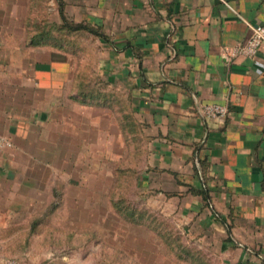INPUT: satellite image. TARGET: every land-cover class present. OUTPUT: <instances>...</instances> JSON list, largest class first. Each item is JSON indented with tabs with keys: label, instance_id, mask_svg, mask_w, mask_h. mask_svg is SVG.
<instances>
[{
	"label": "crops",
	"instance_id": "1",
	"mask_svg": "<svg viewBox=\"0 0 264 264\" xmlns=\"http://www.w3.org/2000/svg\"><path fill=\"white\" fill-rule=\"evenodd\" d=\"M48 7L58 22L102 33L101 73L127 93L149 139L139 180L148 202L175 216L189 244L216 264H264V43L253 58L226 52L249 37L250 24L264 23V0H48ZM72 71L62 49H0V132L14 144L2 154L35 167L62 154ZM206 103L228 113L205 117ZM19 185L38 186L33 177ZM49 198L16 197L10 217L35 214L30 205ZM63 250L29 248L22 264H97Z\"/></svg>",
	"mask_w": 264,
	"mask_h": 264
},
{
	"label": "rangeland",
	"instance_id": "2",
	"mask_svg": "<svg viewBox=\"0 0 264 264\" xmlns=\"http://www.w3.org/2000/svg\"><path fill=\"white\" fill-rule=\"evenodd\" d=\"M28 4L29 0H0V36L17 39L0 43L1 50L38 46L26 42ZM65 36L63 43L41 44L65 51L73 67L63 109L62 154L48 167H35L26 156L0 154V255L22 263L27 249L57 245L97 264H185L184 260L216 264L212 256L201 255L189 244L175 216L149 203L142 191L139 180L148 158V140L141 126L137 130L139 121L127 93L101 73L96 37L85 32ZM4 126L1 122L0 128ZM30 177L37 187L19 185ZM27 194L50 198L35 208L30 205L35 214L21 211L11 218L13 200ZM46 209L52 210L48 221L42 218L38 231L30 232V218Z\"/></svg>",
	"mask_w": 264,
	"mask_h": 264
},
{
	"label": "trees",
	"instance_id": "3",
	"mask_svg": "<svg viewBox=\"0 0 264 264\" xmlns=\"http://www.w3.org/2000/svg\"><path fill=\"white\" fill-rule=\"evenodd\" d=\"M29 10L25 19V28L27 30V44L31 45H41L51 41H58L63 43L66 41L65 33L71 34L72 32H85L92 34L93 36H101L103 35L98 30L90 27L88 24L80 23V22H71L66 18H63L62 22H58L56 19L51 18V13L48 7V0H29L28 4ZM75 73V72H74ZM73 73V74H74ZM79 72L76 75V90L77 95H80L81 82H80ZM75 84L73 86V89ZM71 97L75 98V95H71ZM78 98V96H76ZM140 123L137 124V130L140 132ZM146 140L149 139L146 137ZM143 154L145 151L143 149ZM143 191V190H142ZM52 203V207H57L56 202ZM52 208V209H53ZM52 212L50 209H46L41 214L33 215L30 218L29 227L31 228L30 232H37L38 225L43 223L42 218L49 219V215Z\"/></svg>",
	"mask_w": 264,
	"mask_h": 264
},
{
	"label": "built area",
	"instance_id": "4",
	"mask_svg": "<svg viewBox=\"0 0 264 264\" xmlns=\"http://www.w3.org/2000/svg\"><path fill=\"white\" fill-rule=\"evenodd\" d=\"M251 34L239 44L227 48L229 56L244 55L253 58L260 46L264 43V23L250 24ZM228 113V107L222 103H206L202 107V114L208 118L224 117ZM13 141L0 134V154L13 147ZM4 264H22L17 258L9 257L5 259Z\"/></svg>",
	"mask_w": 264,
	"mask_h": 264
}]
</instances>
